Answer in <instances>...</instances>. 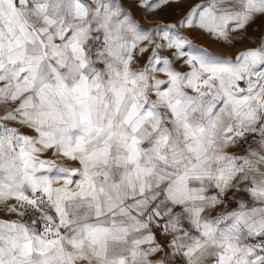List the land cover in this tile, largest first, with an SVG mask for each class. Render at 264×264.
I'll return each mask as SVG.
<instances>
[{"label":"snow or ice","instance_id":"obj_1","mask_svg":"<svg viewBox=\"0 0 264 264\" xmlns=\"http://www.w3.org/2000/svg\"><path fill=\"white\" fill-rule=\"evenodd\" d=\"M257 20L264 0L153 28L123 0H0V264H264V32L234 58L187 34Z\"/></svg>","mask_w":264,"mask_h":264},{"label":"rangeland","instance_id":"obj_2","mask_svg":"<svg viewBox=\"0 0 264 264\" xmlns=\"http://www.w3.org/2000/svg\"><path fill=\"white\" fill-rule=\"evenodd\" d=\"M155 2V0H152ZM201 0H185L184 4H169L159 9L149 11L146 8L138 7L136 0H123V6L128 12L145 28H153L160 24H175L187 11L188 7L199 3ZM258 26V27H257ZM264 32V22L257 20L256 26L248 29V35L245 39H237L231 45L222 41H216L205 34L187 33L193 42L199 47L219 56L235 57V55L248 47H254L257 38ZM162 55L167 56V50H162ZM147 54L145 55V59ZM8 218V217H4ZM158 233V239H159Z\"/></svg>","mask_w":264,"mask_h":264}]
</instances>
